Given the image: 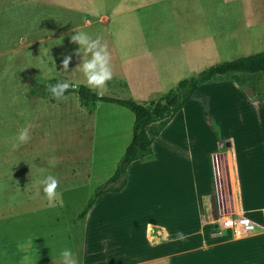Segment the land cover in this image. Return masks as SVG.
I'll return each mask as SVG.
<instances>
[{"label":"rangeland","instance_id":"1","mask_svg":"<svg viewBox=\"0 0 264 264\" xmlns=\"http://www.w3.org/2000/svg\"><path fill=\"white\" fill-rule=\"evenodd\" d=\"M106 13L115 15L109 23L99 22L98 15ZM85 17L94 22L84 25ZM75 32L107 44L113 78L102 90L89 87L78 68L90 54L81 49L80 56L75 55L79 45L70 41ZM262 51L264 0H0V177L15 184L0 187V201L42 194L39 181L52 175L63 202L49 206L45 198L20 203L11 214L5 206L2 224L12 226L22 219L21 212L28 213L24 221L29 222L30 236L40 237L51 250L42 258L44 264H60L65 247L78 264L90 250L92 261L134 264L140 225L135 203H122L111 194L86 218L77 219L88 198L117 168L131 140L134 116L115 104L84 106L75 94L51 103L47 86L68 82L103 91V96L148 104L213 64ZM69 55L72 62L64 71L60 65ZM262 78L257 74L212 80L194 91L181 115L211 116L220 101L224 105L238 92L255 94L253 88ZM25 127L30 139L20 143L16 137ZM218 228L223 237L217 241L235 238L231 230ZM152 237L146 240L161 238ZM86 244L93 248L85 252Z\"/></svg>","mask_w":264,"mask_h":264},{"label":"crops","instance_id":"2","mask_svg":"<svg viewBox=\"0 0 264 264\" xmlns=\"http://www.w3.org/2000/svg\"><path fill=\"white\" fill-rule=\"evenodd\" d=\"M114 15L99 14L98 21L109 23ZM92 21L85 17L84 25ZM257 74L264 72L250 75ZM260 80L255 94L238 92L226 104L217 103L211 116L181 115L187 103L152 142L153 158L132 162L125 188L102 196L117 195L122 203L137 206L134 264H264V78ZM6 178L0 177V187H14V180ZM24 195L0 201V264H44L42 258L51 253L43 239L30 236L24 221L28 213L21 212L22 219L12 226L2 224L3 207L11 214L14 205L46 198L44 193ZM226 219L249 233L238 237L231 230L233 240L217 241ZM148 231L150 240L151 231L152 238H161L147 241ZM90 248L86 244L84 251ZM88 253L81 264H109L101 258L92 261Z\"/></svg>","mask_w":264,"mask_h":264},{"label":"trees","instance_id":"3","mask_svg":"<svg viewBox=\"0 0 264 264\" xmlns=\"http://www.w3.org/2000/svg\"><path fill=\"white\" fill-rule=\"evenodd\" d=\"M264 72V51L234 60L213 64L194 76L180 80L162 97L141 104L133 99L100 96L93 89L80 85L70 87L65 96L75 94L84 106L99 102L115 104L129 110L134 121L132 136L123 156L109 179L88 198L85 206L77 215L78 220L86 218L97 202L107 193H119L126 186L127 167L134 161H148L153 158L151 144L167 126L169 121L179 113L191 100L195 90L219 77L232 75H250ZM72 85V84H70ZM51 103L55 100L50 93ZM182 108V109H181ZM96 203V204H95Z\"/></svg>","mask_w":264,"mask_h":264},{"label":"clouds","instance_id":"4","mask_svg":"<svg viewBox=\"0 0 264 264\" xmlns=\"http://www.w3.org/2000/svg\"><path fill=\"white\" fill-rule=\"evenodd\" d=\"M85 23H89L85 21ZM75 35L70 36L71 43L79 45L78 50L75 55L80 56L81 49L86 54H90V59L82 60L78 68L83 72L86 78L87 85L89 87L95 88L97 90H102L107 86V83L113 78V71L111 67V55L108 51L107 44L102 43V38L97 37L95 39L91 38L87 33L75 32ZM72 62V56H65L62 60L60 67L64 71H68L69 64ZM48 89L54 99H66L65 92L70 87H75L70 85L68 82H59L55 85L49 84ZM103 95V91L98 93ZM16 139L20 143H26L30 139L28 127L23 128L19 131ZM16 145H14L15 147ZM40 184L43 185V192L49 203V206H55L57 203L62 205V200L57 192L59 185L58 180L52 176L48 175L41 181ZM60 264H78L76 255L70 248L65 247L60 252Z\"/></svg>","mask_w":264,"mask_h":264},{"label":"built area","instance_id":"5","mask_svg":"<svg viewBox=\"0 0 264 264\" xmlns=\"http://www.w3.org/2000/svg\"><path fill=\"white\" fill-rule=\"evenodd\" d=\"M214 224V223H213ZM222 226L225 228V229H229V230H233L234 231V234L236 236H240L244 234L245 230H239L237 231L235 229V226H236V222L233 220V219H226L224 223H222Z\"/></svg>","mask_w":264,"mask_h":264},{"label":"bare ground","instance_id":"6","mask_svg":"<svg viewBox=\"0 0 264 264\" xmlns=\"http://www.w3.org/2000/svg\"><path fill=\"white\" fill-rule=\"evenodd\" d=\"M224 222H225V220H224ZM223 222V223H224ZM239 227V226H238ZM237 231H239V230H245V232H244V234L243 235H246V234H248L249 232L247 231V229L246 228H241V227H239V228H237L236 229Z\"/></svg>","mask_w":264,"mask_h":264},{"label":"water","instance_id":"7","mask_svg":"<svg viewBox=\"0 0 264 264\" xmlns=\"http://www.w3.org/2000/svg\"><path fill=\"white\" fill-rule=\"evenodd\" d=\"M221 145H223V143H221Z\"/></svg>","mask_w":264,"mask_h":264}]
</instances>
